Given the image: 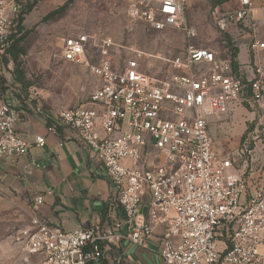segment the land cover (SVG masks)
I'll return each instance as SVG.
<instances>
[{
  "label": "built area",
  "instance_id": "1",
  "mask_svg": "<svg viewBox=\"0 0 264 264\" xmlns=\"http://www.w3.org/2000/svg\"><path fill=\"white\" fill-rule=\"evenodd\" d=\"M192 0H146L139 18L154 29L181 31L188 45L172 67L167 84L142 69L145 54L133 52L123 67L109 58L105 40L100 60L86 59L88 36L65 39L62 57L87 67L99 88L86 104L47 117L48 131L72 130L91 149L114 189L108 227L94 221L71 232L34 216L20 233L25 254L36 264H100L109 246L122 240L144 245L156 225L164 226L165 264H264V65L251 79L233 68L232 53L196 47V30L186 17ZM235 7L210 12L224 35L253 15L257 0H234ZM22 0H0V59L19 36ZM264 49L255 43L253 49ZM255 116L238 150L220 156L210 135L212 118L228 116L233 106ZM20 114L0 105V160L22 157L46 138L31 142L17 130ZM160 156L161 161H155ZM37 167V166H36ZM149 220L140 221L145 196ZM44 196L34 199V206ZM111 222V223H110Z\"/></svg>",
  "mask_w": 264,
  "mask_h": 264
},
{
  "label": "rangeland",
  "instance_id": "2",
  "mask_svg": "<svg viewBox=\"0 0 264 264\" xmlns=\"http://www.w3.org/2000/svg\"><path fill=\"white\" fill-rule=\"evenodd\" d=\"M262 3L247 22L224 35L211 22L209 14L217 7L234 8L235 1L192 0L186 8L187 21L196 30L191 44L218 53L225 50L233 53L239 48L251 49L255 43H264ZM145 6L146 0H22L23 31L17 38H23L20 47L25 55L20 62L26 83L17 81L15 65L10 62L11 67L5 66L12 86L47 111H63L87 103L98 86L97 77L87 67L66 62L62 57L64 40L80 35L90 39L86 59L92 64L100 60L103 42L111 40L109 58L114 67H123L133 52H140L145 54L141 62L143 71L157 83H169L179 74L171 62L184 55L188 42L179 30L159 31L141 20L139 13ZM6 57H1L2 63ZM27 224L28 217L22 208L15 213L0 211V264L37 263L21 247L19 232ZM112 259V264H117Z\"/></svg>",
  "mask_w": 264,
  "mask_h": 264
},
{
  "label": "crops",
  "instance_id": "3",
  "mask_svg": "<svg viewBox=\"0 0 264 264\" xmlns=\"http://www.w3.org/2000/svg\"><path fill=\"white\" fill-rule=\"evenodd\" d=\"M262 2L264 0H257L256 6ZM236 62V72L245 79H251L254 67L264 65V49L239 48ZM7 70L0 59V105L7 102L18 110L17 130L24 138L32 142L35 137L43 136L46 145L43 148L34 146L22 157H3L0 160V211L15 213L22 208L27 214L28 224L37 216L50 226L67 232L86 228L94 221L103 229L107 228L114 189L100 163L72 130L58 128L55 133L49 132L46 118L56 117L61 111L43 110L22 96L12 86ZM97 82L98 86L91 95L99 88ZM254 118L240 105L233 106L228 116L213 118L210 135L215 151L220 156H227L238 150ZM157 158L161 159L158 156L155 160ZM38 196H44V203L34 206V199ZM149 203L147 195L140 210V221L149 220ZM164 233V226L156 225L153 237L144 245L128 240L112 244L109 246V259H112L111 253L115 255L112 260L117 259L119 264H165L161 256ZM109 259V264H112Z\"/></svg>",
  "mask_w": 264,
  "mask_h": 264
},
{
  "label": "trees",
  "instance_id": "4",
  "mask_svg": "<svg viewBox=\"0 0 264 264\" xmlns=\"http://www.w3.org/2000/svg\"><path fill=\"white\" fill-rule=\"evenodd\" d=\"M31 10H32V7H29L28 11H31ZM23 21H24L23 14H20V17L18 19V33L19 34L21 33V31H23V27H22ZM22 41H23V38H17V36L13 37L12 44L5 51V54H4L5 56H7L9 58H7V57L4 58L3 63H4V65H9L10 62H13V64L15 65L14 75L16 76L17 81L21 84H25L26 83V77H25V73H24L23 69L21 68V62H20V58L23 55H25V50L20 47V44ZM238 52H239V50H233V53H232V62H233V68L235 71H237V69H238V64L236 62ZM114 261H116L117 264L120 263L117 259H115ZM100 264H109V261L104 260Z\"/></svg>",
  "mask_w": 264,
  "mask_h": 264
}]
</instances>
